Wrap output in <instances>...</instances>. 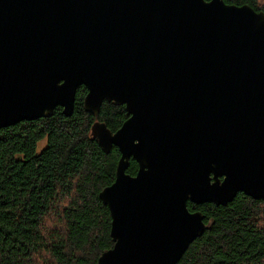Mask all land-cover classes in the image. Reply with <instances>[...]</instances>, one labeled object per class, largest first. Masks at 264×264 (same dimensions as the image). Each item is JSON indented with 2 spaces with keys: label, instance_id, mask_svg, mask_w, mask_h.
<instances>
[{
  "label": "water",
  "instance_id": "water-1",
  "mask_svg": "<svg viewBox=\"0 0 264 264\" xmlns=\"http://www.w3.org/2000/svg\"><path fill=\"white\" fill-rule=\"evenodd\" d=\"M127 120L91 136L120 157L99 198L96 264H177L205 230L187 203L264 201V13L223 0H0V129L72 114L76 91ZM133 159L137 173H126Z\"/></svg>",
  "mask_w": 264,
  "mask_h": 264
},
{
  "label": "trees",
  "instance_id": "trees-1",
  "mask_svg": "<svg viewBox=\"0 0 264 264\" xmlns=\"http://www.w3.org/2000/svg\"><path fill=\"white\" fill-rule=\"evenodd\" d=\"M223 1L264 13V0ZM86 93L77 89L69 116L56 107L50 117L0 129V264H96L113 247L99 193L114 182L120 154L104 153L91 127L115 133L128 115L103 101L94 116L83 108ZM137 169L130 159L126 173ZM187 207L202 213L205 230L177 264H264V201L239 193L225 206Z\"/></svg>",
  "mask_w": 264,
  "mask_h": 264
},
{
  "label": "rangeland",
  "instance_id": "rangeland-1",
  "mask_svg": "<svg viewBox=\"0 0 264 264\" xmlns=\"http://www.w3.org/2000/svg\"><path fill=\"white\" fill-rule=\"evenodd\" d=\"M44 144H45V142H44V141H42V142H40V143H39V146H40V147H43V146H44Z\"/></svg>",
  "mask_w": 264,
  "mask_h": 264
},
{
  "label": "flooded vegetation",
  "instance_id": "flooded-vegetation-1",
  "mask_svg": "<svg viewBox=\"0 0 264 264\" xmlns=\"http://www.w3.org/2000/svg\"><path fill=\"white\" fill-rule=\"evenodd\" d=\"M239 194V193H238ZM188 204V203H187Z\"/></svg>",
  "mask_w": 264,
  "mask_h": 264
}]
</instances>
